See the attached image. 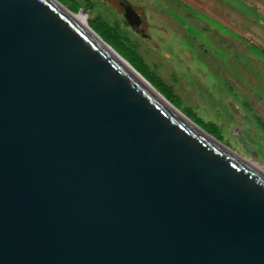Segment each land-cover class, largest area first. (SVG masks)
Instances as JSON below:
<instances>
[{"label":"water","instance_id":"water-1","mask_svg":"<svg viewBox=\"0 0 264 264\" xmlns=\"http://www.w3.org/2000/svg\"><path fill=\"white\" fill-rule=\"evenodd\" d=\"M229 151L52 0H0V264H264V177Z\"/></svg>","mask_w":264,"mask_h":264},{"label":"rangeland","instance_id":"rangeland-1","mask_svg":"<svg viewBox=\"0 0 264 264\" xmlns=\"http://www.w3.org/2000/svg\"><path fill=\"white\" fill-rule=\"evenodd\" d=\"M127 1L139 26L127 22L120 0H91L90 26L98 28V15L118 21L128 44L181 99L160 87L168 100L192 121L216 123L223 136L195 121L264 175V0Z\"/></svg>","mask_w":264,"mask_h":264},{"label":"trees","instance_id":"trees-1","mask_svg":"<svg viewBox=\"0 0 264 264\" xmlns=\"http://www.w3.org/2000/svg\"><path fill=\"white\" fill-rule=\"evenodd\" d=\"M60 1L63 2V0ZM66 2L68 4V7L75 12H77L81 7H86L89 5V2L86 0H65L64 3ZM93 20L95 26L99 29H95L94 27L93 28L103 37V39H105L119 53H121L138 71H140L148 80H150L153 85H155L160 91H162V89H160V87H162L164 90L172 94V96L177 97L176 93L173 90V87L171 85H168L161 77H159L155 73V71L151 69L150 65H148L146 61L140 56L139 52L136 49H133L132 46L128 44L130 38L128 36H125V33L118 21L112 23L106 20L102 15L96 16V18ZM88 21L92 26V24L90 23V19ZM166 97L169 98L168 95H166ZM177 98L180 99V97ZM194 120L199 124L208 126L220 136H223L221 128L216 123L206 122L198 116H195Z\"/></svg>","mask_w":264,"mask_h":264},{"label":"bare ground","instance_id":"bare-ground-1","mask_svg":"<svg viewBox=\"0 0 264 264\" xmlns=\"http://www.w3.org/2000/svg\"><path fill=\"white\" fill-rule=\"evenodd\" d=\"M55 4H57L63 11H65L72 19H74L78 24L84 26V28L88 31L89 34H91L97 41H99L106 49H108L114 56H116L123 64H125L136 76H138L149 88H151L163 101H165L176 113H178L188 124H190L199 134H201L207 141H209L212 145L218 147L219 149L226 152L228 155H233L235 158L238 159V157L235 156V154L231 151H229L228 148H226L223 144L218 142L216 139L211 137L209 134H207L202 128H200L195 122H193L190 118H188L178 107H176L174 104H172L166 97H164L159 91L156 90V88L150 84L145 78H143L133 67L130 63H128L121 55L120 53L115 50L113 47H111L109 44L104 42L100 36H98L88 25L87 18L85 12L76 13L71 10H69L68 7H66L64 4L52 0ZM240 162H242L244 165H246L250 170L254 171L259 176H263L261 173H259L256 169H254L251 165H249L246 161L243 159H239Z\"/></svg>","mask_w":264,"mask_h":264},{"label":"flooded vegetation","instance_id":"flooded-vegetation-1","mask_svg":"<svg viewBox=\"0 0 264 264\" xmlns=\"http://www.w3.org/2000/svg\"><path fill=\"white\" fill-rule=\"evenodd\" d=\"M120 1H122V3L124 4V2H128L127 0H120ZM136 6V5H135ZM137 8V7H136ZM143 22V21H142ZM143 27H144V25H143ZM144 29V28H143ZM144 31V30H143ZM140 32L142 33V31L140 30Z\"/></svg>","mask_w":264,"mask_h":264}]
</instances>
